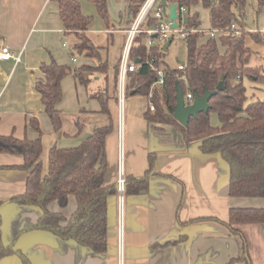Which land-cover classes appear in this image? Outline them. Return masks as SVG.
Here are the masks:
<instances>
[{
    "label": "crops",
    "instance_id": "1",
    "mask_svg": "<svg viewBox=\"0 0 264 264\" xmlns=\"http://www.w3.org/2000/svg\"><path fill=\"white\" fill-rule=\"evenodd\" d=\"M78 1L83 13L93 17L89 31L100 27V31L106 35L112 33L109 39L120 37L122 51L116 67L126 42L128 16L126 13L120 15L115 29L108 30L91 0ZM200 8L204 9L198 5L192 11L199 13ZM200 30L204 34L209 33L205 39L211 37L210 28L201 25ZM249 32L260 38L256 41L251 36L247 37V47L260 57V61L251 60L250 65L263 66L264 28L258 26L257 30ZM0 37L2 45L8 46L12 54L21 55L19 63L15 60L0 61V134L36 139L38 134L30 127L29 120L37 118L41 129L49 123L58 136H52L51 141L42 138L41 159L45 174L51 148L58 145L59 140L64 142L62 137L67 134L63 128L55 132L43 111L36 91L40 67L52 59L73 68L93 65V62L88 59L79 62L77 58L70 57L55 0H0ZM74 81L76 86L81 85ZM246 81L250 84V89L247 88L250 101H264V83L250 79ZM64 84L65 79L62 82L63 92ZM118 91L110 92L118 105V113L113 118L114 130L106 143L108 167L105 184H117L121 174L125 177H144L149 168L150 154L157 155L154 172L171 178L153 175L145 193L125 195L122 225L119 195L109 198L108 250L104 254H96L74 241H64L49 232L27 230L43 214L38 206L11 201L25 191L27 173L0 169V201L4 202L0 210L3 243L6 247L15 244L14 250L0 253V264H24L17 251L22 252L31 264H119L120 254L123 264H228L242 256L241 237L231 233L225 225L217 221L189 222L202 217L228 221L232 208H264V198L231 197L229 166L220 155L202 154L200 142L186 143L174 127L150 128L141 114L142 103L131 99L127 104V99L136 95L126 96L122 111ZM64 100L65 92L58 106L61 112ZM212 123L218 125L217 117L212 118ZM92 130L82 132L70 144L73 147L80 145ZM22 162L23 158L19 155L0 153V166H18ZM76 208L77 201L73 196L66 208L59 207L57 203L50 205L52 212H60L66 218L71 217ZM240 229L247 239L252 263L264 264V225L245 224ZM182 236L186 237L184 241H180Z\"/></svg>",
    "mask_w": 264,
    "mask_h": 264
},
{
    "label": "trees",
    "instance_id": "2",
    "mask_svg": "<svg viewBox=\"0 0 264 264\" xmlns=\"http://www.w3.org/2000/svg\"><path fill=\"white\" fill-rule=\"evenodd\" d=\"M59 15L64 25L65 37L74 38L71 56H85L93 65L73 68L60 65L54 59L40 67V76L36 81V91L40 96L44 113L49 117L53 130L63 128L62 112L58 106L63 101L62 82L72 76L79 84L88 88L91 76L97 72H108V46H97L89 37V27L93 17L86 16L78 0H55ZM128 13L126 29L134 23L147 0H124ZM161 2L163 0H160ZM168 7L177 5L178 11L185 7L188 13L180 14L178 23L188 32L184 40L187 48V61L177 69L165 64L163 48L157 42L151 48L147 46L148 36L140 33L135 37L130 51V63L135 71L130 72L126 82V96H142L147 101L143 114L150 128L156 130L163 126L177 129L186 143L200 142V151L204 155H220L229 166V195L233 198H264V101H250L245 80L250 79L264 83V65L252 67L251 58L255 53L246 45L248 36L256 41L257 34L250 33L244 27V18L248 6L247 0H165ZM257 1V17L264 15V0ZM108 30H114L108 0H91ZM201 5L209 12L210 29L224 31V34L205 39L200 30L201 20L198 12L192 8ZM186 17V18H185ZM185 19H188L185 21ZM156 22L150 13L143 28L151 27ZM236 25L237 30H232ZM236 31L239 34H236ZM112 36V33L109 37ZM0 37V42H1ZM174 39V38H173ZM105 51V52H104ZM119 63L115 77V90L118 91ZM158 71L164 73V83L152 86L158 81ZM116 72V71H115ZM108 79V77H106ZM117 78V80H116ZM224 78V79H223ZM223 80L224 88L218 91ZM180 86L185 97L189 93L204 96L205 91L214 92L209 101V113H200L192 117L188 126L181 125L174 113L177 105V86ZM153 92L150 99L149 94ZM99 101L101 110L82 113H95L100 117L93 122L92 133L80 145L73 148H61L55 144L49 153L48 171L44 174L42 129L37 118L29 120L30 127L38 134L36 139L27 136L17 138L14 134H0V153L19 155L23 158L18 166H0V169H16L27 173L26 188L22 194L14 196L11 201H20L38 206L43 214L37 223L27 230L46 231L64 241H74L96 254L108 250V200L118 195L117 184H105L107 173V138L114 130V120L109 108L113 98L108 87L93 94ZM155 105L152 112L149 102ZM218 119L213 125L212 115ZM101 123V124H98ZM98 124V125H97ZM77 135L83 131L85 124L80 119L76 122ZM156 154L149 155V168L142 178L125 177V195L134 196L145 193L153 175L170 177L154 172ZM77 201V208L71 217L66 218L60 212H52L50 205L57 203L66 208L70 197ZM4 202L0 201V210ZM217 221L228 230L241 237L243 254L232 259L228 264L242 262L253 264L248 242L240 229L245 224H263L264 208H232L228 221L214 217H202L189 223ZM187 224V223H182ZM3 220L0 214V253L14 250L15 244L6 247L3 243ZM182 236L180 241H184ZM24 264H31L22 253L16 252Z\"/></svg>",
    "mask_w": 264,
    "mask_h": 264
},
{
    "label": "rangeland",
    "instance_id": "3",
    "mask_svg": "<svg viewBox=\"0 0 264 264\" xmlns=\"http://www.w3.org/2000/svg\"><path fill=\"white\" fill-rule=\"evenodd\" d=\"M248 6L246 10V17L243 20L244 27L247 31H253L257 30V27L264 28V15H260L259 18L257 17V1L256 0H247ZM126 3L124 0H108V10H109V16L112 21V23L116 24V22L119 20L120 15H124L126 13L125 10ZM200 14V20L201 25L203 28H210V21H209V14L204 9L200 8L199 11ZM127 16L128 13H126ZM106 25V24H105ZM98 29L94 31H89V37L91 40L97 45V46H108V72H97L94 75L91 76L92 83L91 85L86 88L81 85H75L74 78L72 76H69L65 78V100L62 104V118H63V130L66 132L67 136L62 137V140H65L64 142H61L60 140L57 142L59 147L65 148V147H73L72 144H70L71 140L77 138L79 135H77V127L76 122L77 120H81L84 122L85 127L82 132H87L89 130H92L93 127L96 126V124H93L94 121H96L100 116L95 113H82L78 111L83 108H86L89 112H99L101 110V105L99 101L95 98H92L93 94L98 93L99 91L103 90L104 88L108 87L109 92L112 93L113 90H115V77L117 76V69H114L118 56L121 54L122 51V41L120 37H115L114 40L109 39V36L106 35L103 31H100ZM174 36L173 42L171 43L169 49L164 54V61L167 66H169L172 69H177L181 63H185L187 61V48L185 45L184 40L181 38L179 33H173ZM206 37L209 36V33L205 34ZM68 43V49L71 53V48L73 47L74 38L72 36H69L66 40ZM105 52V51H104ZM72 58V56H70ZM80 62L84 59H87L85 56L76 55L75 59ZM259 55H254L251 60L253 61H260ZM116 71V72H115ZM108 77V79L106 78ZM117 80V78H116ZM119 81V80H118ZM246 86L248 89H250V84L246 81ZM119 85V82H118ZM136 99L139 100L142 103V109L141 114L143 115L146 107H147V101L139 95L131 96L127 99V104L129 100ZM117 103L115 99H111L109 102V108L112 113L113 118L117 116ZM81 108V109H80ZM215 118L216 115L213 114L212 118ZM98 121V120H97ZM101 124V123H98ZM97 124V125H98ZM95 125V126H94ZM81 132V133H82ZM42 138H44L46 141L50 140L52 136L57 135L58 133H54L52 131V128L49 123H47L46 128L42 127ZM63 134V133H62Z\"/></svg>",
    "mask_w": 264,
    "mask_h": 264
},
{
    "label": "built area",
    "instance_id": "4",
    "mask_svg": "<svg viewBox=\"0 0 264 264\" xmlns=\"http://www.w3.org/2000/svg\"><path fill=\"white\" fill-rule=\"evenodd\" d=\"M150 13H153L156 22L151 27L143 28L142 25L146 22L147 17ZM167 13H168V9H167ZM187 13H188V10L185 7H182L178 11L179 16L180 14L182 16H185ZM172 25H173V22L169 19L168 14H165L163 11L161 1L160 0H147L145 4L143 5L141 11L137 15L134 23L130 26L129 29L125 31L126 32V42H125L123 53H122L120 63H119V86H118L119 105L122 111H123V106H124V102L126 98L127 76L130 72L135 71V65L133 63H130V60H129L130 51L133 46L135 37L140 33L147 34L148 48H151L157 42H159L161 44V47L163 48V45L173 36L172 34L176 32L180 34L183 40H185L186 37L188 36V32L184 28L180 27V25L178 29H173ZM231 28L233 31L237 30L236 25H232ZM224 33H225L224 31L213 30L210 32V36L216 37ZM236 34H239V32L236 31ZM9 60H15L16 63H19L21 61V55L15 56L14 54H12L8 46H4L0 42V61H9ZM180 68L182 69L183 67L180 66ZM158 75H159L158 81L152 86V88L155 85H162L164 83L163 71H158ZM152 97H153V92L151 90L149 94V98L151 99ZM193 102H194V96L192 95V93H189L187 97H185V103L187 105H191L193 104ZM149 108L152 112L155 110V105L151 101L149 102ZM117 189H118V195H119V201H120V224L122 225V206H123V200L125 196V176L124 174H121L118 179ZM119 264H123L122 254H120Z\"/></svg>",
    "mask_w": 264,
    "mask_h": 264
},
{
    "label": "water",
    "instance_id": "5",
    "mask_svg": "<svg viewBox=\"0 0 264 264\" xmlns=\"http://www.w3.org/2000/svg\"><path fill=\"white\" fill-rule=\"evenodd\" d=\"M163 11L165 14H168L169 19L173 22L172 28L178 29V6L177 5H171L168 7V4L165 0L161 2ZM168 9V13H167ZM187 21V20H186ZM173 36L163 45V51L167 52L171 43L173 42ZM184 65V63H182ZM224 79V78H223ZM224 88L223 80L218 85L217 90L221 91ZM136 92L133 91L132 95H134ZM214 95V92L205 91L204 96H199L197 93L194 94V102L191 105H187L185 103V96L183 94V91L181 87L177 86V105L174 113V118L183 126H188L189 121L192 117H197L198 114L204 112L209 113L210 111V105L209 101L211 97Z\"/></svg>",
    "mask_w": 264,
    "mask_h": 264
}]
</instances>
